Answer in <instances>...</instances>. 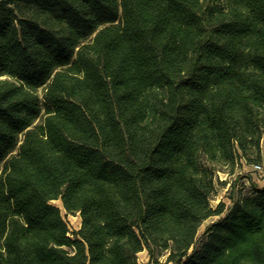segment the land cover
<instances>
[{"label": "trees", "instance_id": "trees-1", "mask_svg": "<svg viewBox=\"0 0 264 264\" xmlns=\"http://www.w3.org/2000/svg\"><path fill=\"white\" fill-rule=\"evenodd\" d=\"M0 76V264H264V0H0Z\"/></svg>", "mask_w": 264, "mask_h": 264}, {"label": "rangeland", "instance_id": "rangeland-1", "mask_svg": "<svg viewBox=\"0 0 264 264\" xmlns=\"http://www.w3.org/2000/svg\"><path fill=\"white\" fill-rule=\"evenodd\" d=\"M2 78V76H0ZM262 159L259 162L245 163L236 165L233 168L228 166H220L216 170L215 192L213 193L210 203L212 207H216L219 202H224L227 206L231 203L237 192L247 193L252 184L264 186V134L261 139ZM260 164V168L255 165ZM59 207L63 219L69 228V234L77 230L80 226V216L78 212H67L62 206L60 199L52 201ZM220 215H213L205 219L200 225L197 232V241H201L205 228L211 223L217 221ZM167 253L156 255L151 259L147 248L137 253L138 264H171L166 261Z\"/></svg>", "mask_w": 264, "mask_h": 264}, {"label": "built area", "instance_id": "built-area-1", "mask_svg": "<svg viewBox=\"0 0 264 264\" xmlns=\"http://www.w3.org/2000/svg\"><path fill=\"white\" fill-rule=\"evenodd\" d=\"M255 167L256 168H260L261 166H260V164H256Z\"/></svg>", "mask_w": 264, "mask_h": 264}]
</instances>
